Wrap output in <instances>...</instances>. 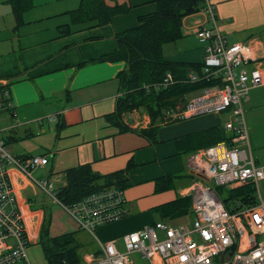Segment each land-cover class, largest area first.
<instances>
[{"label":"crops","instance_id":"1","mask_svg":"<svg viewBox=\"0 0 264 264\" xmlns=\"http://www.w3.org/2000/svg\"><path fill=\"white\" fill-rule=\"evenodd\" d=\"M10 1L0 0V9L6 7L3 15L12 16L15 24ZM155 1L105 0L110 6L127 4L131 10L126 15L113 17L108 25L87 28L88 24L73 25L64 21V16H69L68 12L76 9L80 0H33V7L22 15L20 25L31 21L33 15L29 13L34 8L56 3L53 10L46 11V7L40 16L34 14L35 22L52 20L55 23L49 27L51 36L43 38L47 27L32 35L36 37L35 44L29 42L33 39L30 37L24 44L19 41L17 45H0V136L15 156H47L48 164L33 172L37 174L36 179L48 180L58 193L65 188L66 172L70 169L89 166L94 174L107 176L124 171L130 164L124 188L128 215L102 226L107 229L101 238L104 242H117L122 235L157 222L184 227L187 217L193 218L188 194L195 177L184 162L188 153H182L179 147L185 137L212 127L222 129L225 122L224 117H215L213 121H203L206 123L199 128L190 124H180L181 127L159 124L158 143L154 144L138 132L149 126V118L146 121L143 117L146 124L140 125L138 121L126 122L125 117L130 113L124 114L122 124L127 131L107 121L106 116L114 112L120 95L117 76L124 70V62H101L76 68L85 60L115 51V34L134 28L140 17L153 13ZM211 1L218 28L227 41L250 44L255 57L264 64V0ZM198 13L183 19L179 39L164 44L162 52L166 62L201 64L204 53L196 30L205 26V16ZM13 184L31 246L39 243L45 220L51 238L78 231L75 221L50 199L51 205L72 222L68 232L51 235L55 208L51 211L37 208L31 197L40 189L16 171Z\"/></svg>","mask_w":264,"mask_h":264},{"label":"built area","instance_id":"2","mask_svg":"<svg viewBox=\"0 0 264 264\" xmlns=\"http://www.w3.org/2000/svg\"><path fill=\"white\" fill-rule=\"evenodd\" d=\"M205 26L196 30L203 47L202 68L189 74V82H206L199 94L186 97L168 116L181 121L207 115H225L223 140L192 153L187 169L195 177L189 192L193 221L190 228L157 222L122 237L124 250L114 240L100 242L95 233L128 215L124 189L109 186L89 193L72 205H63L48 180L33 172L48 164L47 156L13 155L0 136V264H30L29 231L13 184V172L42 190L89 235L95 249L81 264H134L138 253L148 264H264V203L230 212L216 192L219 187L253 186L264 178L255 164L248 141L242 101L264 84V67L248 43H229L219 30L215 6L201 0ZM167 74L161 86L171 83ZM177 108V109H178Z\"/></svg>","mask_w":264,"mask_h":264},{"label":"trees","instance_id":"3","mask_svg":"<svg viewBox=\"0 0 264 264\" xmlns=\"http://www.w3.org/2000/svg\"><path fill=\"white\" fill-rule=\"evenodd\" d=\"M155 5L156 10L140 17L134 28L115 34V51L97 59L85 60L76 65V68L101 62H124L125 68L117 76L120 95L114 112L106 116L107 121L121 131H127L122 124V116L143 109L149 118V126L138 132L157 144L159 124L175 122L167 114L177 111L187 96L212 83H190L189 74L199 72L202 65L169 63L164 60L162 52L164 44L181 37L183 19L200 12L201 0H156ZM10 6L19 26L22 15L33 7V0H11ZM130 10L131 7L127 4L114 3L110 6L105 0H80L78 7L69 11L68 15L71 24H88L87 28H94L108 25L113 17L126 15ZM66 33L67 31L63 32ZM167 74H170L172 82L161 86ZM223 137L219 126L205 129L185 137L179 150L184 154L193 153L221 142ZM128 166L124 171L107 176L94 174L89 166L70 169L66 172L65 188L56 193V196L63 205L68 206L109 185L124 189L130 164ZM216 192L219 196L223 195L224 187L216 188ZM221 200L230 212L258 203L252 184L229 189ZM79 232L80 230L51 238L48 222L45 220L38 244L43 249L47 264H81L84 254H81L82 244L77 240Z\"/></svg>","mask_w":264,"mask_h":264},{"label":"rangeland","instance_id":"4","mask_svg":"<svg viewBox=\"0 0 264 264\" xmlns=\"http://www.w3.org/2000/svg\"><path fill=\"white\" fill-rule=\"evenodd\" d=\"M46 7H47L46 11L53 10L54 8H56V3H51V4L49 3L42 7L34 8L32 12L29 13V15H33L31 21H28L20 26H17L16 23L14 24V22H12V16L3 15L4 11L6 10V7L1 8L0 9V45H17L19 41H21L24 44V42L30 39V37H32L33 39L29 40V42L31 44H35L36 37L35 36L33 37L32 35H37L40 29L47 28V27L48 29H47L46 37H43V38H47L51 36V30H49V27L55 24L52 20L51 21L45 20L43 22H35L34 14L38 13V16H40L41 14H43L42 11L45 10ZM196 14H199V13H196ZM65 19L67 23L68 21H70L69 16H64V21ZM229 42L231 43V40ZM262 65L264 67V64ZM248 99L249 100L247 101H242L243 116L245 120L248 141H249V145L251 148V152H252V156L255 161V164L261 168H264V84L252 88L249 91ZM129 113L130 114H128L125 117L126 122L138 121V124L140 125L146 124L143 121V117L147 121L148 116L143 109L134 110ZM168 115L169 114H167V116ZM215 117L217 118L224 117L223 120L225 122L227 120V116H224V115H207V116L193 117L188 120L175 121L170 124L176 125L178 127H181L180 124L182 125L190 124L194 126L195 128H199L201 126H204V124L206 123L203 121L205 120L213 121ZM0 125H2L1 120H0ZM17 145L19 147H22L21 144H17ZM189 156H190V153H188L186 158H184L185 163L187 162L186 160L188 159ZM33 174H34L33 177L35 176L37 177L36 173H33ZM245 186L247 185L239 186V187H245ZM239 187H234L230 189H236ZM254 188H255V195H256L257 202L259 204L264 203V178L259 180L257 185L256 184L254 185ZM53 190L56 192L55 185L53 186ZM228 190H229V187H224V193L223 195L220 196L221 199H224L225 193ZM36 193L37 194L31 197V199L33 200L34 205L37 208L44 207L46 209H50V211L53 208H55L54 206L51 205L50 198L44 192L37 190ZM47 211L50 213L49 210ZM68 218L69 217L66 216L63 212H61L59 208H55V212L52 215V225H51V230H50L51 235H54L57 232L64 231V230L68 232L69 229L72 228V222ZM192 220H193L192 216L189 215L185 221L187 224L183 226L186 228H190L192 224ZM177 226L179 227V225ZM103 234H107V229L105 227L102 228L101 226V228L97 229L95 233V237L100 242H104V240L101 239V238H104ZM122 237L123 235L118 238V241L116 244L119 251L124 250L122 241H121ZM77 240L79 241V243L82 244L80 248V252L82 255L88 252H92L94 250L95 243L93 239L86 233L80 231L77 234ZM129 257H130V260L134 262V264H148L144 259L141 258V256L138 253L131 254L129 255ZM28 258H29L30 264H47V261L43 253V249L38 244L32 245V246L30 245L28 247Z\"/></svg>","mask_w":264,"mask_h":264},{"label":"water","instance_id":"5","mask_svg":"<svg viewBox=\"0 0 264 264\" xmlns=\"http://www.w3.org/2000/svg\"><path fill=\"white\" fill-rule=\"evenodd\" d=\"M177 110H179V108Z\"/></svg>","mask_w":264,"mask_h":264}]
</instances>
